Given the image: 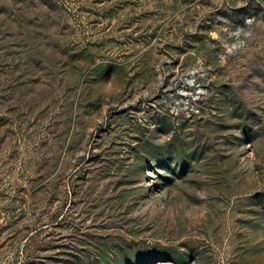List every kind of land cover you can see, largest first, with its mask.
Returning <instances> with one entry per match:
<instances>
[{"label": "rangeland", "instance_id": "rangeland-1", "mask_svg": "<svg viewBox=\"0 0 264 264\" xmlns=\"http://www.w3.org/2000/svg\"><path fill=\"white\" fill-rule=\"evenodd\" d=\"M0 264H264V0H0Z\"/></svg>", "mask_w": 264, "mask_h": 264}]
</instances>
